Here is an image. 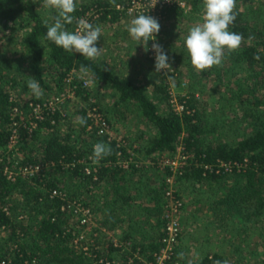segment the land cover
Here are the masks:
<instances>
[{"label": "trees", "instance_id": "obj_1", "mask_svg": "<svg viewBox=\"0 0 264 264\" xmlns=\"http://www.w3.org/2000/svg\"><path fill=\"white\" fill-rule=\"evenodd\" d=\"M126 1L123 0L122 4L126 5ZM42 5L43 0H0V31H9L17 25H21L26 31L23 39L24 58L31 62L33 78L43 89L50 90L46 75H49V79L55 78L60 88L61 83L73 72L80 73L81 65L88 66L89 74H94L96 84L117 92L121 104L137 107L141 116L154 128V135L141 134L138 137V141L144 140L145 143L136 151L141 150L146 154L152 163L150 166L161 171V160L167 154H175L178 147H182L189 160L188 164L180 169L178 183H218L226 177L236 178L239 183H243L246 179L245 185L241 184L237 190L231 188L222 198L220 204L225 206L222 207V214L230 213V209L236 210L240 215L243 214L241 218L248 222L263 214L264 23L260 26L253 25L254 21L250 19V15L246 20H242L239 31H236L241 34L247 32L245 34H251L252 39L244 40L239 50L230 54L226 52L222 66L211 69L222 79V85H225L221 120L208 112L207 103L201 101L191 89L184 96H178L184 107V111L178 113L171 103L169 85L163 81L153 85V98L148 94V88L137 80L117 74L95 60L85 59L79 53L66 52L45 39V20L39 12ZM117 5L118 1L115 0H97L83 11L76 9L77 18L90 8L96 7L101 13L100 20L115 23L125 14L117 9ZM197 5L198 3L195 4L194 11L200 12L199 8H196ZM175 16L182 17L181 13ZM8 62V58L0 50V149L9 144L14 130L18 129L20 140L17 145H20L19 150L26 156L23 157L22 165L46 162L56 163L57 167L42 173L39 178L19 179L16 182L9 181L0 171V264H130L132 258L135 264H139V256L153 261L155 254L164 246L166 218L164 215L149 229L150 221L145 217L164 212L165 178L172 172L169 169L162 170L158 182L152 185L149 182L144 184L145 165H139L137 157L134 159L137 162L131 163L128 168L115 165L119 159H130L131 154L126 147H118L116 142H109L106 137L98 135L95 129L89 130L92 123L87 117L88 108L99 104L89 102L94 91L85 88L83 81L77 78L73 80L72 87H76V96L80 97L87 107L81 109V117L86 123L79 125V133L74 135L72 127L65 132L62 126L63 116L59 112L52 113L47 110L44 120L35 121L38 126L33 131L24 127L23 124L30 125L28 121L16 127L14 124L20 121L21 116L13 118L14 108L19 112L29 108L32 114L30 104L43 103L27 101L22 106L21 101L12 99L11 91L16 89L18 79L16 73L7 71ZM197 74L194 70L190 72L189 76L193 79L191 85H194V79L200 75ZM209 75L213 76L212 72ZM160 77L164 80L163 75ZM225 77H228L227 81ZM200 82L197 79V83ZM9 85L11 86L8 87ZM163 105L165 108L162 110ZM212 116L218 119L212 121ZM108 121L111 124L109 118ZM236 126H239L240 131ZM227 128L232 130L234 137H229ZM125 140L129 143L128 139ZM100 141L111 146L112 154L100 160L102 167L96 173L98 180L94 181L95 174L86 175L85 165L79 162L87 161L92 156L93 145ZM34 143L39 145L38 150L31 148ZM28 149L30 152L27 155ZM34 153L38 154L37 157ZM219 161L232 168H205L207 165L216 166ZM13 163L12 158H4L0 162V169ZM61 163H76V167L65 168L63 174H60ZM92 185L102 190L101 204H111V207L106 208L107 220L102 224L111 230L128 222L133 230V226L138 225L140 220L142 223L139 229H149V237L145 242L130 246L132 237L131 234H126L118 241L117 246L106 232L96 231L98 235L91 256L74 244L78 234L75 227L78 223L72 222L73 219H69L62 208L68 201L78 199L85 201L84 204L96 215L100 209H95L93 200L87 202L83 198L84 192L92 193ZM55 190L66 194L67 198L52 196ZM144 192L146 199L150 198L151 203L138 204ZM22 215L23 219H20ZM108 222L110 226L107 225ZM152 231H155L154 235ZM2 233L8 234L7 239L1 236ZM131 251L133 253H130ZM177 254L178 249L167 264L178 263ZM225 262V258L219 255H207L189 264Z\"/></svg>", "mask_w": 264, "mask_h": 264}, {"label": "rangeland", "instance_id": "obj_2", "mask_svg": "<svg viewBox=\"0 0 264 264\" xmlns=\"http://www.w3.org/2000/svg\"><path fill=\"white\" fill-rule=\"evenodd\" d=\"M116 1L119 2L123 0H115V2ZM96 2L97 0H77L76 9L82 11ZM196 8H199L198 11L202 12L201 0L198 1ZM77 10L73 13L75 18L78 17ZM236 10L239 12V15L234 22V26L231 28L234 32L239 31V26L242 24L241 21L246 20L248 15H250V19L254 21L253 25L260 26V24L262 25V23H264V0H237ZM39 12L48 23H52L53 17L56 15L55 10L47 9L43 7V5L39 8ZM200 12L194 11V13L187 16V18L173 17L161 25V30L157 34L156 42L162 45L165 53L170 57L169 63L172 67L170 70H166L165 72H163V70H161V72L155 71V55L154 57L150 56L152 53L151 45L154 41L150 40L148 42L149 51L145 52L143 45H139L138 42L132 40L126 29L133 17H129L125 14L115 23L111 21L104 22L100 20L101 18L99 19L97 25L102 28L103 34L102 37L99 38L96 46L102 48L103 51L100 58L95 61L117 74L137 80V82L148 88V94L153 98L155 96L153 93V85H155V83L159 84L162 81L164 84L169 85V87L176 85L175 91L178 94L188 93L191 89L196 92V95L200 97L201 101L207 103L208 112L212 113L214 117H218L222 120V97L223 93H225L223 92L225 85H222V79L216 76L215 71H211L214 67L203 73L197 72L191 65L184 47V37L189 28L201 21ZM74 24L75 20L72 24L66 25L67 30L74 31ZM241 27L243 26L241 25ZM25 32L26 31L21 25L12 27L9 31H0V50L9 60L7 63V71L9 70L13 74L16 73L18 79L16 89L11 91L12 99L18 102L21 101L22 106L27 101H41V103L49 105L52 103L51 106L64 118L62 126L65 132L72 127L74 135L77 134V132L79 133V124L74 121L77 117L82 116L81 109H86L87 107L80 97L71 94V86L68 85L67 82L69 77L65 82L61 83V87L59 88L57 80L55 78L53 80L51 77L49 79V75H46L45 78L47 77L49 81L47 85H49L50 90L43 89L44 95L41 99H35L30 96L29 90L26 87V82L30 77L33 78V71L29 59L24 58L25 51L23 39ZM245 33L247 32L242 34L246 35L244 37L245 40L248 41L251 34L248 35ZM134 51L135 55H132ZM193 70L198 73L197 75H200L194 79V82L196 81L194 85H191L193 79L190 78L189 74ZM210 72H212L213 76L209 75ZM78 74L80 75V73ZM160 75H163L164 80H161L162 77H160ZM169 77H171V79H169ZM227 78L228 77H225V81L228 80ZM197 79L201 81L199 84L197 83ZM210 81L214 82L211 83ZM183 83L186 84V90H184V88H177ZM10 86L11 85L8 87ZM90 89L94 91V93L89 102H97L99 104L98 107H100V109L104 111L103 113L105 116L111 120L114 132L118 136L128 139L131 152L136 155L138 163H140L139 165H145L144 176L149 174V176L154 177L153 179L160 177V172H163L162 170L164 169H160L161 171H159L150 166V164L143 163L141 154L136 152L139 148L141 149L145 143L144 140L138 141V137L141 134L147 136L154 135V128L143 116H141L137 107L132 104H121L119 95L114 90L100 87V85L96 83L92 84ZM61 98V102L55 103L57 99ZM161 108L163 110L165 108L164 105ZM88 109H90V107ZM20 112L23 113L22 117L25 118V121H33L29 108ZM15 117L16 115H13V118ZM214 117H211L212 121L218 119ZM236 127L239 128V126ZM238 131H240V128ZM231 132L232 130L227 128L226 133L229 134V137H234V134ZM8 145L0 149V157L8 160L12 158L14 161L13 165L17 162L20 163V161L22 163L23 160L21 159H24L23 157L26 156L19 150L20 145H16L13 149H10ZM31 148L38 150L37 148H39V145L34 143ZM140 151L141 150H139V152ZM29 152L30 150L28 149L26 151L27 155ZM37 155L38 154H35L34 156L37 157ZM176 155L177 152L175 154H167L166 157H174ZM50 169L51 168H45L44 173L48 172ZM63 170L64 169L59 168V173L63 174ZM246 182L245 179L243 183H239V181L233 177H226L218 183L194 184L193 182L186 181L181 183L177 182L178 190L185 202V207L180 214L182 237L177 248L178 264H183V262L186 264L193 263L207 255H219L224 257L226 262L264 264V212L260 217L254 218V220L248 222L244 221L245 219L241 218L243 214L240 215L236 210L230 209V213L228 214H222L221 211L222 207L225 206H222L220 202L222 198L228 194V191L231 188L237 190L241 184L245 185ZM90 189H93L92 193L87 194L84 192L83 198H85L87 202L93 200L95 209H100L96 215L91 210L93 216L92 225L97 229L99 226L105 228L102 222L107 220V218H105L107 215L106 208L111 207V204L107 206L101 204L100 193H102V190L100 188L93 187L92 185ZM147 199L146 193H142L138 204H147ZM83 203H85V201H83ZM243 204L244 203H242V205ZM165 214L166 208L162 214L148 215L150 221L148 225L150 226L149 229H152L158 219H161ZM97 216L99 217L97 218ZM72 219H74V217ZM126 220L131 219L126 218ZM107 225L110 226V223L108 222ZM128 226L129 223L124 222L123 226L121 224L119 227H116L114 238H116L117 241L124 238L126 235L125 231H128ZM141 230L136 234H131L132 240L130 241V246L135 243L145 242L148 239V233H146L145 230ZM75 231L78 232V227H75ZM154 233L155 231H152V235H154ZM86 235L89 238L91 232L87 231ZM1 236L7 239L8 234L2 233ZM130 253L133 252L131 251Z\"/></svg>", "mask_w": 264, "mask_h": 264}, {"label": "built area", "instance_id": "obj_3", "mask_svg": "<svg viewBox=\"0 0 264 264\" xmlns=\"http://www.w3.org/2000/svg\"><path fill=\"white\" fill-rule=\"evenodd\" d=\"M198 1L199 0H127L126 5L122 4V1H119L117 5V9L123 11L125 15L133 18L138 14H148L156 18L160 23V25H162L166 23L167 20L176 17L175 15L177 13H181V16L183 18H187V16H190L192 13H194L195 4L198 3ZM79 18H85L93 25H97L99 19L101 18V13H99L96 7H92L86 13L81 14ZM151 52L152 53L150 56L154 57L155 55L154 52L152 50ZM75 78L82 80L77 72H73L67 80L68 85L71 86L70 92L73 96L76 95L75 92L76 87H72V83ZM83 85L85 88H91L92 86V85L85 86L84 82ZM185 87L186 84L183 83L179 85L177 88H184V90H186ZM175 88L176 85L175 86L172 85L171 87H169V92L171 95V103L175 111H177L178 113H182L184 111V107L179 102L178 96H184L186 93L178 94L176 93ZM61 101L62 98L57 99L55 103ZM51 105L52 103L50 105L44 103L43 104L31 103L30 104L32 110L31 116L34 119V121L30 122L29 126L23 124V122L25 121V118L22 117L23 113L19 114V110L17 108H14L13 112L15 113V115L21 116L20 121L15 122L14 125L18 127L19 125L23 124L26 129H28L29 131H33L38 126L37 122L35 121H42L45 119L46 110L52 113L57 112L56 109ZM87 117L92 123V125L89 127V130L95 129L98 135L106 137L109 142H116L118 147H126L129 153L131 154L130 159L128 160L119 159L117 162L114 163L115 165H120L124 168H128L131 163L137 162L134 160L136 155L133 152H131V148H129L130 146L126 142L125 138L122 136H118L114 132L112 125L110 124L108 118L105 116V114L100 109V107H98L97 105H93L92 107H90V109H88L87 111ZM19 140H20V134L18 132V129H15L11 136V140L9 142L8 147L10 149H13L17 145ZM188 160H189V156L184 152V149L182 147H178L176 156L174 157L165 156L159 163L160 169H169L172 172L171 175H168L165 178L166 187L164 189V202L166 208V214H165L166 225L164 229L165 237L163 239L164 246L159 251V253L155 254L153 261L147 260L142 256H139L138 259L141 262L139 264H167L169 261L172 260L173 256L176 254V249L178 248L182 237L180 214L182 213L185 207L184 199L182 195L179 193L177 187V177L180 174L179 173L180 169L188 164ZM2 161L3 158L0 157V162ZM20 163L17 162L15 163V165H11V166L6 165L4 168L0 169V171L3 172V175L9 181L16 182L19 179H27V178L32 179L35 177L39 178L40 175L44 173L45 168L57 167L56 163L41 162L37 164H28V165H21ZM79 164L85 165L86 175L94 176L95 174L94 181L98 180L96 173L102 167L101 161H99V163H93L92 159H90L89 157L87 161L85 160L80 161ZM149 164L152 163L149 161ZM60 166L63 167L62 169L68 167H76V163L68 164V165L61 163ZM222 167L227 168V170H230L232 168L230 166H227L222 161H219L216 166H210V165L205 166L206 169H211V170L215 168L220 170L222 169ZM52 196H62L63 199L67 198L66 194L61 193L58 190L53 191ZM62 210L68 214L69 219H72L74 217L72 222L74 221L75 224L78 223L77 224L78 234L74 240V244L78 246L81 249V251L91 256L93 254V247L96 244L95 238L98 235L96 232V228L92 225L93 216L91 209L87 207L83 203V201L75 200L71 202L68 201L67 205H65L62 208ZM20 219H23V215L20 216ZM87 231L91 232V236L89 238L86 235ZM113 241L114 243H116L117 246H119L118 244L119 242L115 238L113 239ZM133 260L134 258H132L129 261L130 264H135ZM3 264L6 263L3 262Z\"/></svg>", "mask_w": 264, "mask_h": 264}, {"label": "clouds", "instance_id": "obj_4", "mask_svg": "<svg viewBox=\"0 0 264 264\" xmlns=\"http://www.w3.org/2000/svg\"><path fill=\"white\" fill-rule=\"evenodd\" d=\"M43 7L56 12L52 23L45 21L47 29L45 39L66 52L79 53L87 60L100 58L103 49L98 48L96 44L102 37V28L99 25H93L85 18L73 16L77 8V0H43ZM236 9L237 0H202L201 21L191 26L184 37V47L188 58L197 72L203 73L213 67L222 66L226 52L230 54L240 49L245 37L231 30L239 15ZM74 20L77 25L75 31H68L66 25L72 24ZM126 30L132 40L144 46L145 52L149 51L148 42L154 41L151 50L155 53L156 72L172 69L169 63L170 57L165 53L162 45L156 42L157 34L161 30V25L156 18L148 14H138L131 19ZM132 55H135V51ZM89 73L90 68L81 65L80 77L85 86L96 83L93 79L94 74ZM26 87L31 97L35 99L43 97L44 90L35 78L30 77ZM74 122L84 125L86 120L83 117H77ZM111 154V146L100 141L93 145L90 159L93 163H99Z\"/></svg>", "mask_w": 264, "mask_h": 264}, {"label": "crops", "instance_id": "obj_5", "mask_svg": "<svg viewBox=\"0 0 264 264\" xmlns=\"http://www.w3.org/2000/svg\"><path fill=\"white\" fill-rule=\"evenodd\" d=\"M98 85V84H97ZM137 153H139V154H141V160H142V162L143 163H147V164H149V158H147L146 157V154L142 151V153H141V151L140 152H137ZM139 158V157H138ZM154 177H151V176H149V174L148 175H146L145 176V180H144V184H146L147 182H149V183H152V185H155L156 184V182H158V180H159V177H156L155 179H153ZM91 194V193H90ZM146 201H148V203H151V200H150V198H148ZM99 207V206H98ZM99 216H97V218H98ZM147 217H148V215H147ZM147 217H145L146 219H148ZM142 222L140 221V220H138V225H136L135 227L133 226V230H131V228H130V226H128V231H125V234H136L137 232H139L141 229H139V227H140V224H141ZM103 225V224H102ZM130 225V224H129ZM101 227V228H100ZM103 227H104V225H103ZM145 230V229H144ZM144 230H141V231H144ZM96 231H99V232H106L107 233V235L108 236H110L111 238H113L114 239V231H115V228H113V229H111V230H108L106 227L105 228H102V226H99V228L97 229L96 228ZM145 232L146 233H149V229L147 230H145ZM116 239V238H115Z\"/></svg>", "mask_w": 264, "mask_h": 264}]
</instances>
